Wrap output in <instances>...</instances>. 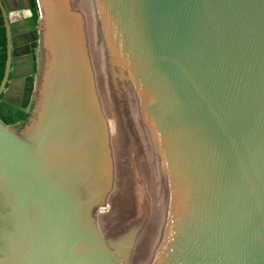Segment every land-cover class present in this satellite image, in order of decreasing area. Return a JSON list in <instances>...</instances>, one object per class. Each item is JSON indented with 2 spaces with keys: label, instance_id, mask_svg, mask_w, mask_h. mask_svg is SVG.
I'll list each match as a JSON object with an SVG mask.
<instances>
[{
  "label": "water",
  "instance_id": "95a60500",
  "mask_svg": "<svg viewBox=\"0 0 264 264\" xmlns=\"http://www.w3.org/2000/svg\"><path fill=\"white\" fill-rule=\"evenodd\" d=\"M36 5L0 0V93L34 91L0 114V264H264V0Z\"/></svg>",
  "mask_w": 264,
  "mask_h": 264
},
{
  "label": "flooded vegetation",
  "instance_id": "af4514ba",
  "mask_svg": "<svg viewBox=\"0 0 264 264\" xmlns=\"http://www.w3.org/2000/svg\"><path fill=\"white\" fill-rule=\"evenodd\" d=\"M31 24V23H30ZM26 37L31 39L30 34H26ZM25 37V38H26ZM28 43V42H27ZM30 43V42H29ZM1 50L3 52V65L1 67V77L2 79L3 70L5 67V61H6V54L4 53V47L1 45ZM18 52L21 53L23 58L30 57V52L27 51L26 47H22ZM29 67H27V70ZM34 69H35V62H34ZM35 72V70H34ZM15 88L7 89L6 85L3 88L2 92L0 93V114L2 117L8 121L12 125L20 124L23 120V117L27 114L26 118H28V112L31 109L33 105V94L34 91H31V85L28 81L23 80V82L15 83ZM21 111V116L18 118L17 121H13V117L16 116V113ZM26 121V120H25Z\"/></svg>",
  "mask_w": 264,
  "mask_h": 264
},
{
  "label": "trees",
  "instance_id": "16d2710c",
  "mask_svg": "<svg viewBox=\"0 0 264 264\" xmlns=\"http://www.w3.org/2000/svg\"><path fill=\"white\" fill-rule=\"evenodd\" d=\"M30 7H31V10H32V15L29 17V22L31 24H33L36 20H37V5H36V1L35 0H30ZM4 44V28H3V20H2V17L0 15V45L3 46ZM3 52L1 51L0 52V77H1V67L3 65ZM21 111L17 112L16 113V116L13 117V121H17L18 118L21 116ZM26 116L27 114L23 117V120L21 121L20 124H17V126H22L23 123L25 122L26 120Z\"/></svg>",
  "mask_w": 264,
  "mask_h": 264
},
{
  "label": "built area",
  "instance_id": "2783aa9c",
  "mask_svg": "<svg viewBox=\"0 0 264 264\" xmlns=\"http://www.w3.org/2000/svg\"><path fill=\"white\" fill-rule=\"evenodd\" d=\"M37 14H38V8H37ZM31 15H32L31 7H28V8H22L19 10L10 11L8 17L11 20H18L23 18H29Z\"/></svg>",
  "mask_w": 264,
  "mask_h": 264
},
{
  "label": "rangeland",
  "instance_id": "374dc122",
  "mask_svg": "<svg viewBox=\"0 0 264 264\" xmlns=\"http://www.w3.org/2000/svg\"><path fill=\"white\" fill-rule=\"evenodd\" d=\"M33 108H34V105L31 107V109L29 110L30 112H28V116H31V114L33 113ZM14 127H18L17 124L14 125Z\"/></svg>",
  "mask_w": 264,
  "mask_h": 264
},
{
  "label": "crops",
  "instance_id": "0c3cea01",
  "mask_svg": "<svg viewBox=\"0 0 264 264\" xmlns=\"http://www.w3.org/2000/svg\"><path fill=\"white\" fill-rule=\"evenodd\" d=\"M28 19H29V18H28ZM6 88L11 90L12 88H15V87H14V85H13L12 88H10L9 85L6 83ZM1 92H2V91H1Z\"/></svg>",
  "mask_w": 264,
  "mask_h": 264
}]
</instances>
